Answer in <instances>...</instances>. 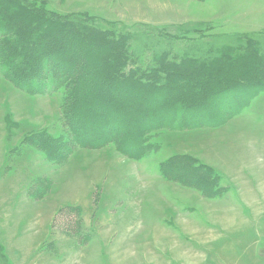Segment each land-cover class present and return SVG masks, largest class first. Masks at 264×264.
Wrapping results in <instances>:
<instances>
[{"label": "rangeland", "instance_id": "obj_1", "mask_svg": "<svg viewBox=\"0 0 264 264\" xmlns=\"http://www.w3.org/2000/svg\"><path fill=\"white\" fill-rule=\"evenodd\" d=\"M27 1L110 47L123 40L145 65L237 43L264 56V0ZM255 64L263 73L245 87L264 85ZM18 87L0 71V264H264V91L221 127L153 134L157 146L132 159L73 147L64 90ZM234 95L220 110L239 109ZM68 207L82 215L76 235L57 226Z\"/></svg>", "mask_w": 264, "mask_h": 264}, {"label": "trees", "instance_id": "obj_2", "mask_svg": "<svg viewBox=\"0 0 264 264\" xmlns=\"http://www.w3.org/2000/svg\"><path fill=\"white\" fill-rule=\"evenodd\" d=\"M86 28L27 0H0V71L30 94L65 91L61 114L73 147L115 145L123 155L139 159L154 149L153 134L221 127L246 106L241 97L252 102L264 91L263 84L244 85L259 80L245 74L263 73L255 64L258 58L264 65L257 49L254 58L238 53L243 46L237 42L203 54L196 47L178 54L170 50L156 53L145 65L123 40H114L113 48L110 39H97ZM237 81L242 89L234 86ZM229 94H237V111L219 108ZM83 105L91 118L82 120ZM58 221L75 235L83 224L75 207L60 210Z\"/></svg>", "mask_w": 264, "mask_h": 264}]
</instances>
